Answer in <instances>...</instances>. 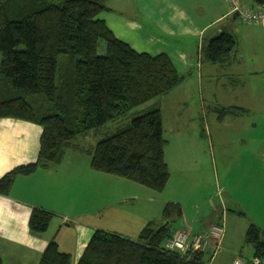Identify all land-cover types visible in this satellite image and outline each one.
Returning <instances> with one entry per match:
<instances>
[{"label": "trees", "instance_id": "trees-1", "mask_svg": "<svg viewBox=\"0 0 264 264\" xmlns=\"http://www.w3.org/2000/svg\"><path fill=\"white\" fill-rule=\"evenodd\" d=\"M110 0H0V119L41 127L35 163L0 179V196L8 197L20 176L59 165L79 137L117 123L116 133L100 141L91 169L163 192L171 178L165 162L159 106L124 120L139 107L176 89L184 80L166 54L138 53L118 40L98 16ZM264 8V0H253ZM236 41L226 32L210 38L203 54L213 64L226 63ZM240 113L221 109L220 118ZM125 126V127H124ZM183 216L180 204L168 203L163 225L149 222L133 240L96 230L77 264H207L205 253L181 255L166 249ZM53 214L32 210V235L45 233ZM263 233L250 226L245 242L264 258ZM0 264H3L0 259ZM39 264H73L55 239Z\"/></svg>", "mask_w": 264, "mask_h": 264}, {"label": "crops", "instance_id": "crops-1", "mask_svg": "<svg viewBox=\"0 0 264 264\" xmlns=\"http://www.w3.org/2000/svg\"><path fill=\"white\" fill-rule=\"evenodd\" d=\"M239 4L241 9L259 8L253 0H239ZM107 7L108 10L102 12L98 19L106 23L118 40L136 52L151 56L168 55L185 78L195 63L201 76H225L229 81L230 96L220 99L221 108L240 110V113L219 117L220 123L228 119L238 125L255 109L264 112V26L247 25L239 19L230 21L233 9L227 0H110ZM222 31L234 38L236 46L226 63L213 64L204 57L203 49L210 38ZM247 78H260L261 90L248 87ZM169 94L151 101L152 105L160 107V104L169 100ZM260 127L263 128L261 132H264V123L251 125L247 131L249 133L253 129L250 136L247 134L234 142L232 151L237 152L231 156L239 175L244 177L242 185L250 195L246 198L253 202L263 201L264 197V135L260 134ZM41 133L42 129L37 124L0 119V179L16 168L37 161ZM176 138L177 158L181 161L173 170H181L186 157L196 154L197 141L181 133H177ZM165 162L171 170L166 150ZM81 170L89 179L88 183ZM81 176L85 184L89 185L94 179L101 184L104 181L101 174L93 172L91 163L86 168L77 169L63 160L57 166L39 168L31 176L18 177L10 196H0V259L3 264H39L53 239L61 252L71 255L73 264L79 262L95 231L104 230L101 223L78 218L77 196L72 191V186L76 185L72 180H78ZM170 180L164 190L169 198L163 204H180L171 197L173 186ZM34 208L53 214L48 230L40 236L32 235L29 229ZM238 214L245 215L243 211ZM252 225L264 235L257 224ZM183 226L193 233L186 221H183ZM224 239L225 227L220 245ZM220 245L217 241H211L208 246V249L215 246L211 261L219 252ZM244 246L249 245L245 242Z\"/></svg>", "mask_w": 264, "mask_h": 264}, {"label": "rangeland", "instance_id": "rangeland-1", "mask_svg": "<svg viewBox=\"0 0 264 264\" xmlns=\"http://www.w3.org/2000/svg\"><path fill=\"white\" fill-rule=\"evenodd\" d=\"M199 72L195 63L185 80L168 95L169 100L159 107L167 141L165 150L171 161V197L182 205L184 212L172 224V229L175 232L186 230L187 227L183 228V221H186L193 234L204 235L212 226L224 224L225 239L219 252L211 261L215 246H210L208 252H205V261L207 264H231L239 256L244 258L252 255L251 246H244L250 225L257 224L264 231V197L263 201L258 202L246 198L250 195L242 185L244 177L239 175L238 167L231 158L237 152L232 151L234 142L239 137L249 135L253 131L252 129L247 133L251 125L263 124L264 112L257 108L238 125L232 124L228 119L220 123L218 112L228 109L221 108L220 99H228L230 96L229 81L225 76H201ZM245 80L248 87L261 90L260 78ZM152 103L134 110L124 123L155 109L157 105ZM242 124L247 127L244 128ZM117 125L111 124L86 137H79L74 148L66 152L65 162H70L77 169L90 166L97 144L116 133ZM259 129L260 134L264 135L261 132L263 128ZM177 133L197 141L196 154L186 157L181 170H173L181 161L177 158V143H174ZM80 173L82 176L86 175L83 170ZM95 174L103 176V184L98 183L97 179H94L92 185L85 184L82 176V180H72L76 185L72 186V191L77 196L76 211L79 219L101 223L105 231L133 240L137 239L140 230L150 221L155 223V229L163 225L162 213L166 205L163 203L169 198L168 194L112 175ZM84 179L89 182L87 176ZM239 211H243L245 215H239Z\"/></svg>", "mask_w": 264, "mask_h": 264}, {"label": "built area", "instance_id": "built-area-1", "mask_svg": "<svg viewBox=\"0 0 264 264\" xmlns=\"http://www.w3.org/2000/svg\"><path fill=\"white\" fill-rule=\"evenodd\" d=\"M233 9V13H239V21L247 25L264 26V8H246L241 9L239 0H227ZM224 235V224L212 226L210 231L204 235H196L188 230H178L173 238L166 244V249L171 252H177L181 255L187 252H206L211 241L216 242L218 246ZM231 264H264V258H236Z\"/></svg>", "mask_w": 264, "mask_h": 264}, {"label": "water", "instance_id": "water-1", "mask_svg": "<svg viewBox=\"0 0 264 264\" xmlns=\"http://www.w3.org/2000/svg\"><path fill=\"white\" fill-rule=\"evenodd\" d=\"M238 17H239V13L235 12V13H233L230 21H236L238 19Z\"/></svg>", "mask_w": 264, "mask_h": 264}]
</instances>
